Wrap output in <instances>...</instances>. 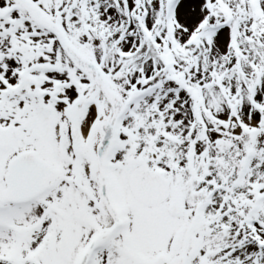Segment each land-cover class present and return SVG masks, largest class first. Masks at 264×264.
I'll return each mask as SVG.
<instances>
[{"label":"snow or ice","instance_id":"snow-or-ice-1","mask_svg":"<svg viewBox=\"0 0 264 264\" xmlns=\"http://www.w3.org/2000/svg\"><path fill=\"white\" fill-rule=\"evenodd\" d=\"M0 264H264V0H0Z\"/></svg>","mask_w":264,"mask_h":264}]
</instances>
